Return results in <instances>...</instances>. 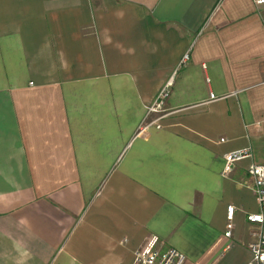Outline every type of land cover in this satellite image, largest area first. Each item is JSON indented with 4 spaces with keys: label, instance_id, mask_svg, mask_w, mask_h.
<instances>
[{
    "label": "crops",
    "instance_id": "1",
    "mask_svg": "<svg viewBox=\"0 0 264 264\" xmlns=\"http://www.w3.org/2000/svg\"><path fill=\"white\" fill-rule=\"evenodd\" d=\"M263 140L251 0H0V264H132L150 235L183 264H246Z\"/></svg>",
    "mask_w": 264,
    "mask_h": 264
},
{
    "label": "built area",
    "instance_id": "2",
    "mask_svg": "<svg viewBox=\"0 0 264 264\" xmlns=\"http://www.w3.org/2000/svg\"><path fill=\"white\" fill-rule=\"evenodd\" d=\"M256 8L264 7V0H251ZM186 59L184 55L181 59L183 62ZM169 94V83L166 82L156 93L153 101L145 107L146 115L159 114L154 120L150 122L155 128H158V120L162 118L164 100ZM209 99H216L213 94H208ZM264 153V140L262 144ZM250 150L242 148L227 152L223 155V174L230 172L231 166L237 161L249 157ZM248 176L252 180V192L256 203V211L247 213L245 220L250 224H255L259 227L264 226V160L261 163L250 164L246 168ZM234 208L229 205L226 206L225 219L226 224L223 232L224 237L230 236L231 218ZM226 248L228 245L225 246ZM249 259L246 264H264V232L259 233L256 239L248 244ZM184 256L173 248H167L163 251L159 249L158 238L150 235L143 245L138 247L133 252L132 264H183Z\"/></svg>",
    "mask_w": 264,
    "mask_h": 264
},
{
    "label": "rangeland",
    "instance_id": "3",
    "mask_svg": "<svg viewBox=\"0 0 264 264\" xmlns=\"http://www.w3.org/2000/svg\"><path fill=\"white\" fill-rule=\"evenodd\" d=\"M237 258H232L230 261L227 262V264H237Z\"/></svg>",
    "mask_w": 264,
    "mask_h": 264
}]
</instances>
